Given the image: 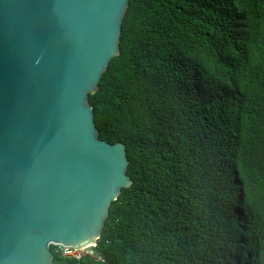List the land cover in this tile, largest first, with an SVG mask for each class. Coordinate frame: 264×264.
Returning <instances> with one entry per match:
<instances>
[{"label": "trees", "instance_id": "trees-1", "mask_svg": "<svg viewBox=\"0 0 264 264\" xmlns=\"http://www.w3.org/2000/svg\"><path fill=\"white\" fill-rule=\"evenodd\" d=\"M87 102L131 180L93 264H264V0H127Z\"/></svg>", "mask_w": 264, "mask_h": 264}, {"label": "water", "instance_id": "water-1", "mask_svg": "<svg viewBox=\"0 0 264 264\" xmlns=\"http://www.w3.org/2000/svg\"><path fill=\"white\" fill-rule=\"evenodd\" d=\"M127 0H0V264H52L100 236L131 184L87 93L117 53Z\"/></svg>", "mask_w": 264, "mask_h": 264}, {"label": "built area", "instance_id": "built-area-1", "mask_svg": "<svg viewBox=\"0 0 264 264\" xmlns=\"http://www.w3.org/2000/svg\"><path fill=\"white\" fill-rule=\"evenodd\" d=\"M96 239H99L97 237ZM51 251L60 253L62 258H70L74 262L70 264H93L94 262H103L104 258L96 252L97 244L85 247H75L72 245H64L62 243H50Z\"/></svg>", "mask_w": 264, "mask_h": 264}, {"label": "clouds", "instance_id": "clouds-1", "mask_svg": "<svg viewBox=\"0 0 264 264\" xmlns=\"http://www.w3.org/2000/svg\"><path fill=\"white\" fill-rule=\"evenodd\" d=\"M238 179H239V177H238V172L237 171H235V172H231V171H229L228 173H227V175H225L224 176V181L225 180H230V181H238ZM240 198L241 197H239V195H233L232 196V200H233V205L234 206H236L237 205V208L239 209V211H241V208H240ZM237 209V210H238ZM234 214H235V212H234ZM246 250V249H245ZM52 256H53V253H52Z\"/></svg>", "mask_w": 264, "mask_h": 264}, {"label": "bare ground", "instance_id": "bare-ground-1", "mask_svg": "<svg viewBox=\"0 0 264 264\" xmlns=\"http://www.w3.org/2000/svg\"><path fill=\"white\" fill-rule=\"evenodd\" d=\"M234 208L237 210V209H238V208H237V205H236ZM237 211L240 213L239 209H238ZM97 240H98V239H95V238L93 237V234H92V235L87 236L86 238H84V239L81 240L80 242L76 243L74 246H75V247H85V246H88V245H92V244H94V243L97 244ZM238 253H239V255H241L242 253H244V250L239 251ZM243 256H244V255H243ZM243 259H244V258H243ZM244 260H245V259H244Z\"/></svg>", "mask_w": 264, "mask_h": 264}]
</instances>
